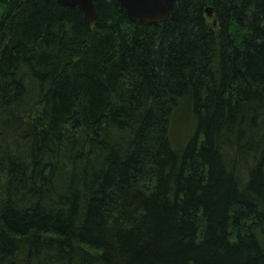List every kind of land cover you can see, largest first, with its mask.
<instances>
[{
	"label": "trees",
	"instance_id": "16d2710c",
	"mask_svg": "<svg viewBox=\"0 0 264 264\" xmlns=\"http://www.w3.org/2000/svg\"><path fill=\"white\" fill-rule=\"evenodd\" d=\"M96 4L0 0V264H264V0Z\"/></svg>",
	"mask_w": 264,
	"mask_h": 264
},
{
	"label": "water",
	"instance_id": "95a60500",
	"mask_svg": "<svg viewBox=\"0 0 264 264\" xmlns=\"http://www.w3.org/2000/svg\"><path fill=\"white\" fill-rule=\"evenodd\" d=\"M62 6L78 7L84 20L95 23L98 17L96 0H57ZM175 0H119L120 7L128 18L136 23L157 24L166 21ZM212 16V8L208 10Z\"/></svg>",
	"mask_w": 264,
	"mask_h": 264
},
{
	"label": "bare ground",
	"instance_id": "6f19581e",
	"mask_svg": "<svg viewBox=\"0 0 264 264\" xmlns=\"http://www.w3.org/2000/svg\"><path fill=\"white\" fill-rule=\"evenodd\" d=\"M121 8V7H120ZM210 9V7L207 8V13H208V10ZM122 10V9H121Z\"/></svg>",
	"mask_w": 264,
	"mask_h": 264
}]
</instances>
